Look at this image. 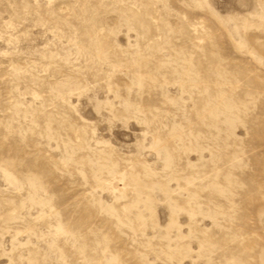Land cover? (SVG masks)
<instances>
[{"label":"rangeland","instance_id":"obj_1","mask_svg":"<svg viewBox=\"0 0 264 264\" xmlns=\"http://www.w3.org/2000/svg\"><path fill=\"white\" fill-rule=\"evenodd\" d=\"M0 264H264V0H0Z\"/></svg>","mask_w":264,"mask_h":264}]
</instances>
